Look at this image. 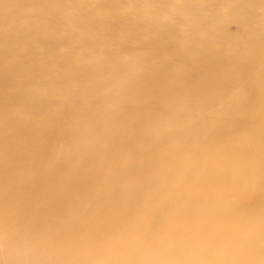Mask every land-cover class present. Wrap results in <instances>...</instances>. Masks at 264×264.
I'll list each match as a JSON object with an SVG mask.
<instances>
[{"label":"bare ground","instance_id":"1","mask_svg":"<svg viewBox=\"0 0 264 264\" xmlns=\"http://www.w3.org/2000/svg\"><path fill=\"white\" fill-rule=\"evenodd\" d=\"M0 264H264V0H0Z\"/></svg>","mask_w":264,"mask_h":264}]
</instances>
